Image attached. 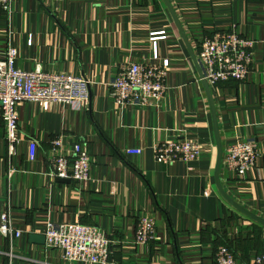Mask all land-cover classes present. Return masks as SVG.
I'll return each mask as SVG.
<instances>
[{
	"label": "crops",
	"instance_id": "obj_1",
	"mask_svg": "<svg viewBox=\"0 0 264 264\" xmlns=\"http://www.w3.org/2000/svg\"><path fill=\"white\" fill-rule=\"evenodd\" d=\"M195 50L215 31L233 27L254 41L255 60L245 81L212 87L223 147L236 136L256 140L259 157L244 179L224 168L221 182L240 205L264 219V0H170ZM12 24L0 15V52L18 49L15 66L25 71L68 73L90 81L89 100L19 107L18 152L11 155L0 119V213L10 209L15 258L0 234V264H77L57 249L30 240L45 223L74 221L102 228L113 241L111 264H214L219 246L238 264H255L264 246V225L235 209L216 181L217 141L210 102L191 54L164 0H14ZM160 57L170 60L161 105H118L108 83L119 65L151 63L150 34ZM12 33V34H11ZM184 129L203 144L199 160L168 164L154 145ZM80 143L93 156L92 181L51 176L52 141ZM37 141L35 159L29 140ZM142 149L131 155L128 149ZM54 157V156H53ZM153 214L160 241L134 245L138 217Z\"/></svg>",
	"mask_w": 264,
	"mask_h": 264
},
{
	"label": "built area",
	"instance_id": "obj_2",
	"mask_svg": "<svg viewBox=\"0 0 264 264\" xmlns=\"http://www.w3.org/2000/svg\"><path fill=\"white\" fill-rule=\"evenodd\" d=\"M14 0H0V15L6 14L12 24ZM12 34V33H11ZM165 31L150 34L152 48L151 63L128 61L119 65L117 75L108 83L111 97L118 105H140L157 107L164 99L166 79L170 60L162 59L158 40L166 39ZM195 52L203 74L211 87L230 80L245 81L251 73L255 60L254 41L243 38L236 28L215 31L204 36L195 45ZM18 49L10 44L0 52V119L5 126V139L9 152L14 155L22 139L19 136V107L24 102H32L48 107L66 103L77 108L88 104L90 81L68 73L45 71L42 67L29 71L15 66ZM29 142V158L36 156L37 141ZM51 176L73 181L91 182L93 156L80 143L70 145L63 137L52 141ZM154 156L159 162L168 164L189 163L200 159L203 144L190 137L184 129H177L174 135L154 145ZM259 145L252 138L236 136L235 141L224 147L223 165L237 179H244L256 165ZM128 154L140 155L142 149H128ZM54 156V157H53ZM0 234L7 237L9 248L6 255L15 258V240L24 231L14 226L10 209L0 213ZM43 234L46 246L57 249L70 263L111 264L114 250L113 241L106 232L96 226L80 222L65 221L55 223L48 220ZM157 222L153 214L144 213L138 217L134 245L148 247L160 241ZM214 264H238L237 258L228 246H219L215 251ZM255 264H264V246L255 256Z\"/></svg>",
	"mask_w": 264,
	"mask_h": 264
},
{
	"label": "water",
	"instance_id": "obj_3",
	"mask_svg": "<svg viewBox=\"0 0 264 264\" xmlns=\"http://www.w3.org/2000/svg\"><path fill=\"white\" fill-rule=\"evenodd\" d=\"M166 3L167 8L169 9L175 23L176 26L191 54L192 60L198 70V73L200 75V79L202 80L203 86L206 90V94L208 96L209 102H210V106H211V111H212V115H213V122H214V129H215V135H216V141H217V162H216V172H215V176H216V181H217V186L218 189L221 193V195L224 197V199H226V201H228L235 209H237L238 211H240L241 213L247 215L248 217L258 221L259 223L264 225V219L258 217L257 215H255L254 213L248 211L247 209H245L242 205H240L235 199H233L229 193L226 191V189L224 188L222 182H221V178H220V171H221V166H222V162H223V156H224V147L222 144V140L220 137V133H219V127H218V119L216 116V108H215V102H214V97H213V92H212V87L209 85L208 81L206 80L203 71L201 69V66L199 64L196 52L192 46V43L188 37V34L186 33L184 26L181 22V20L178 17V14L172 4V2L170 0H164ZM61 181H70V179H61ZM30 240L34 243L37 244H46V237L45 235L42 234H31L30 235Z\"/></svg>",
	"mask_w": 264,
	"mask_h": 264
}]
</instances>
